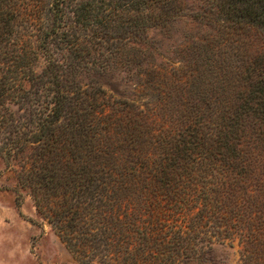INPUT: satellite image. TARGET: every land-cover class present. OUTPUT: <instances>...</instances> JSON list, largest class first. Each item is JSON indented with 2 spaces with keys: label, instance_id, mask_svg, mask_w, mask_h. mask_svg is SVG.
I'll return each instance as SVG.
<instances>
[{
  "label": "trees",
  "instance_id": "trees-1",
  "mask_svg": "<svg viewBox=\"0 0 264 264\" xmlns=\"http://www.w3.org/2000/svg\"><path fill=\"white\" fill-rule=\"evenodd\" d=\"M0 154L83 264H264V0H0Z\"/></svg>",
  "mask_w": 264,
  "mask_h": 264
},
{
  "label": "rangeland",
  "instance_id": "rangeland-1",
  "mask_svg": "<svg viewBox=\"0 0 264 264\" xmlns=\"http://www.w3.org/2000/svg\"><path fill=\"white\" fill-rule=\"evenodd\" d=\"M104 80L108 83L120 82L109 77ZM117 90L118 95L126 96L124 87ZM107 95L121 99L111 90H107ZM174 95L172 93L170 99L172 103L175 101ZM215 256L218 264H240L241 248L238 241L232 245H218ZM0 264H83L60 241L54 226L38 213L33 198L20 180L19 168L7 166L1 154Z\"/></svg>",
  "mask_w": 264,
  "mask_h": 264
}]
</instances>
